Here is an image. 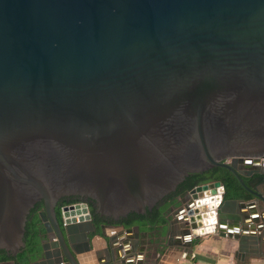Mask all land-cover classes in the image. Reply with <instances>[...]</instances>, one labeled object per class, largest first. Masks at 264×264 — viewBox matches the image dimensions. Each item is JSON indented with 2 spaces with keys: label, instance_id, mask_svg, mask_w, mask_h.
<instances>
[{
  "label": "water",
  "instance_id": "water-1",
  "mask_svg": "<svg viewBox=\"0 0 264 264\" xmlns=\"http://www.w3.org/2000/svg\"><path fill=\"white\" fill-rule=\"evenodd\" d=\"M216 166L253 197L226 198L215 180L164 223L122 222ZM70 195L95 205L64 225L55 207ZM39 201L48 219L28 264H84L93 235L108 245L87 264H163L122 258L111 227L135 233L133 251L142 226L184 250L214 226L248 238L261 217L262 228L264 0H0V264H23Z\"/></svg>",
  "mask_w": 264,
  "mask_h": 264
},
{
  "label": "crops",
  "instance_id": "crops-1",
  "mask_svg": "<svg viewBox=\"0 0 264 264\" xmlns=\"http://www.w3.org/2000/svg\"><path fill=\"white\" fill-rule=\"evenodd\" d=\"M251 212L249 211V213ZM261 222V217L252 222V225L255 226V232L252 235L248 234V238H243L244 233L242 231H239L238 234L234 232L232 235H223L218 228L215 233L211 232L202 235L200 238H194L192 245L188 246V250H184L179 244L173 245L172 249L163 245L159 246L161 239H158L155 231L147 226L141 227V240L146 241V243L134 251L131 246L126 244L129 240L139 242L134 232L129 233L122 227L107 228L106 232L116 236L117 246H125L126 251L122 258L131 257L135 262L139 258L147 261L148 259L156 260L163 256V264H264V226L258 227ZM178 238L182 241V236L175 231L170 240L177 242ZM166 240L167 237L164 238V242ZM92 243L93 249L81 255L84 264L97 262V251L107 248L108 237L101 238L98 235H93ZM158 249L159 252L157 253L156 250ZM143 251L144 255L141 256Z\"/></svg>",
  "mask_w": 264,
  "mask_h": 264
},
{
  "label": "trees",
  "instance_id": "trees-1",
  "mask_svg": "<svg viewBox=\"0 0 264 264\" xmlns=\"http://www.w3.org/2000/svg\"><path fill=\"white\" fill-rule=\"evenodd\" d=\"M219 180L221 181L226 188V198H244L250 199L253 195L247 191L244 186L240 183V181L236 178V176L227 168L216 166L209 170L197 173L189 174L185 181L181 183L179 186H183L185 190H190L194 186L210 181ZM148 211L147 214H139L136 212L130 213L126 218L122 219L127 226L136 224L138 222H142L145 225V222L148 220L155 222L159 217L157 211ZM33 212V210L31 211ZM154 213V214H153ZM31 214H29L28 218ZM154 215V216H153ZM94 216L97 219H100L99 215L94 212ZM39 218L36 217L33 222H27V231H26V248L23 253L18 255V262H22L23 264H28L31 260L35 259L41 250L40 245V224L38 223ZM166 222L165 217L161 218V223ZM10 258L5 250H0V260H6Z\"/></svg>",
  "mask_w": 264,
  "mask_h": 264
},
{
  "label": "flooded vegetation",
  "instance_id": "flooded-vegetation-1",
  "mask_svg": "<svg viewBox=\"0 0 264 264\" xmlns=\"http://www.w3.org/2000/svg\"><path fill=\"white\" fill-rule=\"evenodd\" d=\"M187 192H188V190H185V188L183 186H178V188L175 191H173L172 193L167 195L157 206H155L152 210H150V211L154 212V209L156 208L155 211H157V214L159 217L157 218V220H155V222L158 221L159 223H161V218H163V217L166 218L168 216H171L174 213L176 205H180L177 202V198L185 199ZM79 201H86L90 207L92 205H95L94 200L87 197V196H75V195L64 196L58 201V203L55 207V214H56V217L58 218V220L60 222H63V213H62V207L63 206L69 205L72 203H77ZM32 210H33V212H30L31 215L28 218V221L33 222V220L36 217H38L39 218L38 223L40 224V227H41L40 234H43L44 233V230H43L44 225H43L42 218L48 219V215H47V213L45 211V207H44V202L43 201L37 202L35 204V206L31 209V211ZM99 217H100V219H97L94 216V219L98 225L103 223V222L109 221V219H107L105 217H101V216H99Z\"/></svg>",
  "mask_w": 264,
  "mask_h": 264
},
{
  "label": "built area",
  "instance_id": "built-area-1",
  "mask_svg": "<svg viewBox=\"0 0 264 264\" xmlns=\"http://www.w3.org/2000/svg\"><path fill=\"white\" fill-rule=\"evenodd\" d=\"M70 205V204H69ZM75 206H79V208L82 210L81 213H72V209L69 210H64V206L62 207V213H63V224L64 225H68L70 222L73 221V219H76V221L80 220V217H86L87 215L90 214V206L86 201H79L77 203H74ZM85 210V211H84ZM66 212H69L68 214H66ZM218 231L217 226H214L211 230V232L215 233ZM210 232V233H211ZM208 234V233H207ZM62 264H65V262H62Z\"/></svg>",
  "mask_w": 264,
  "mask_h": 264
},
{
  "label": "bare ground",
  "instance_id": "bare-ground-1",
  "mask_svg": "<svg viewBox=\"0 0 264 264\" xmlns=\"http://www.w3.org/2000/svg\"><path fill=\"white\" fill-rule=\"evenodd\" d=\"M211 218H212V217H211ZM211 218H210V219H211Z\"/></svg>",
  "mask_w": 264,
  "mask_h": 264
}]
</instances>
